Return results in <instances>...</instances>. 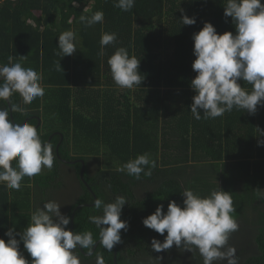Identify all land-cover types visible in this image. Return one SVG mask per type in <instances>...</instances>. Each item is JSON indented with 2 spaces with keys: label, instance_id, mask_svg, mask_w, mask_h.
<instances>
[{
  "label": "trees",
  "instance_id": "trees-1",
  "mask_svg": "<svg viewBox=\"0 0 264 264\" xmlns=\"http://www.w3.org/2000/svg\"><path fill=\"white\" fill-rule=\"evenodd\" d=\"M115 2L0 0V64L12 56L42 73L45 86L43 98L30 105L13 95L11 102L26 113H10V119L36 124L56 157L51 170L24 177L19 191L0 184V238L7 241L4 233L12 227L23 231L37 207L55 201L71 217L69 229L90 230L99 240V229L89 221L91 215H102L95 200L110 203L124 196L121 219L129 227L121 230L122 243L108 252L98 242L91 256L78 249L82 264H96V253L105 264H114L115 249L118 264H158L157 257H163L161 264H203L198 250L183 246L154 252L151 240L164 237L142 220L159 204L165 211L169 200L182 204L185 188L207 196L220 187L232 193L239 227L228 246L235 248L238 264H264V146H258V140L264 141L258 130L264 131V108L255 115L234 108L222 117L200 120L190 111L196 75L191 37L204 22L219 34H235L231 18L225 22L223 15L226 0H135L127 12ZM181 9L196 18L195 25L182 24ZM97 10L104 13L102 23H81V15ZM68 30L77 34V51L62 57L57 55L58 37ZM104 32H115L117 41L101 49ZM118 47L141 60L144 81L133 89L120 88L112 79L107 60ZM240 84L251 91L252 85ZM2 107L10 105L0 101ZM145 153L157 161L151 176L141 174L137 180L117 171Z\"/></svg>",
  "mask_w": 264,
  "mask_h": 264
},
{
  "label": "clouds",
  "instance_id": "clouds-1",
  "mask_svg": "<svg viewBox=\"0 0 264 264\" xmlns=\"http://www.w3.org/2000/svg\"><path fill=\"white\" fill-rule=\"evenodd\" d=\"M134 4L135 0H116L114 6L127 12ZM180 11L183 25L196 24L195 17L189 18L182 9ZM223 15L225 22L231 18L235 34L230 31L219 34L212 23L204 22L202 29L191 37L195 57L191 67L196 75L190 85L195 93L190 111L196 120L222 117L234 108L255 115L258 108H264V3L262 0H226ZM103 19L101 10L91 16H80L81 23L89 27L102 23ZM116 41L115 32H104L100 39L101 49ZM77 44L74 31L62 32L58 37L57 55H73ZM19 59L22 61L26 56H19ZM140 63L141 60L130 56L124 47L116 48L107 60L113 81L124 89H133L143 83ZM58 68L61 69L60 64ZM42 80V73L14 62L12 56L8 57V63L0 64V101L10 105L0 108V184L8 189L19 191L24 177L36 176L44 168L51 170L56 159L52 143L41 140L36 124L27 120L16 123L10 119V113H26V108L12 103L11 97L18 94L22 105L43 98ZM240 81L252 85L251 91L243 88ZM258 130L264 136V131ZM258 146H264V141L258 140ZM156 167L157 161L145 153L130 159L117 171L139 180L141 174L151 176ZM181 196L182 204L169 200L166 211L164 205L159 204L142 220L144 227L164 237L163 241L153 238L151 249L160 253L174 245L183 246L190 252L198 250L203 264L218 261L238 264L235 248L228 246L230 235L239 227L232 215L235 211L232 193L219 187L201 196L185 188ZM126 203L124 196H117L110 203L95 200L94 208L102 211V215H91L89 221L99 229L97 240L90 230L74 232L69 229L71 217L62 214L57 202L48 201L32 212L23 231L17 232L12 227L4 233L7 241L0 238V264H82L77 250H87L85 255L91 256L98 242L112 252L122 243L121 230L126 232L129 227L128 222L121 219ZM24 252L31 259L26 258ZM155 260L161 264L163 257ZM96 264H105L100 253H96Z\"/></svg>",
  "mask_w": 264,
  "mask_h": 264
},
{
  "label": "water",
  "instance_id": "water-1",
  "mask_svg": "<svg viewBox=\"0 0 264 264\" xmlns=\"http://www.w3.org/2000/svg\"><path fill=\"white\" fill-rule=\"evenodd\" d=\"M83 163V162H82ZM84 172H85V166H84V163H83V168H82V172H81V176L83 177V174H84ZM72 226H73V221H72ZM95 249H96V247H95ZM95 249H94V251H95ZM82 252H83V250L82 249H80ZM93 251V252H94ZM84 253V252H83ZM114 264H118L117 263V249H115V254H114Z\"/></svg>",
  "mask_w": 264,
  "mask_h": 264
}]
</instances>
